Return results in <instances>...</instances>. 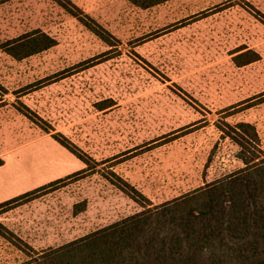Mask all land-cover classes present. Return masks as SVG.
<instances>
[{"label":"rangeland","instance_id":"1","mask_svg":"<svg viewBox=\"0 0 264 264\" xmlns=\"http://www.w3.org/2000/svg\"><path fill=\"white\" fill-rule=\"evenodd\" d=\"M70 1L111 44L56 0H0V205L62 179L0 208L36 250L141 211L117 177L159 205L237 171L224 122L264 149V0ZM26 259L0 236V264Z\"/></svg>","mask_w":264,"mask_h":264},{"label":"trees","instance_id":"2","mask_svg":"<svg viewBox=\"0 0 264 264\" xmlns=\"http://www.w3.org/2000/svg\"><path fill=\"white\" fill-rule=\"evenodd\" d=\"M56 1L91 32L111 44L110 34L78 13L70 0ZM163 1L146 0L142 6L148 8ZM41 36L24 43L28 50L25 56L54 46V40ZM223 124L219 127L222 137L238 148L236 158L242 167L237 171L159 205L117 177L119 183L111 181L112 184L136 202L141 211L65 244L42 250L32 248L1 224L0 236L26 255L27 259L19 264H264L262 140L251 123ZM56 140L90 167L88 157L72 143L64 138L56 137ZM61 180L10 200L0 208L34 197Z\"/></svg>","mask_w":264,"mask_h":264}]
</instances>
